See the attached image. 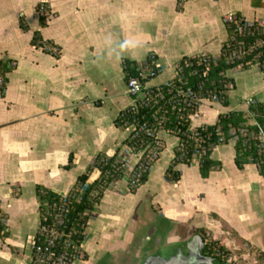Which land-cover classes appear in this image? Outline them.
Returning a JSON list of instances; mask_svg holds the SVG:
<instances>
[{
    "label": "crops",
    "instance_id": "0c3cea01",
    "mask_svg": "<svg viewBox=\"0 0 264 264\" xmlns=\"http://www.w3.org/2000/svg\"><path fill=\"white\" fill-rule=\"evenodd\" d=\"M41 4L48 12L43 27ZM227 13L263 20L264 0H185L182 6L177 0H0L6 82L0 96V264H30L40 224L37 186L64 195L99 155L126 157L130 167L138 162L125 144L133 127L116 125L132 103L124 63L138 67L153 56L160 72L148 86H160L174 78L183 58L220 55L229 36L222 21ZM36 33L57 55L31 44ZM129 38L137 46L121 51L120 42ZM242 71L225 73L234 83L229 106L203 101L191 117L192 130L244 110L246 98L264 102V88L231 94ZM158 137L163 149L141 186L131 189L123 178L103 191L87 221L80 264H137L157 249L154 244L195 234L228 250L249 246L264 257V178L257 166L238 168L234 148L215 147L210 158L221 167L207 178L195 164H178L179 179L168 181L178 138L164 130ZM98 176L92 169L88 182Z\"/></svg>",
    "mask_w": 264,
    "mask_h": 264
},
{
    "label": "trees",
    "instance_id": "16d2710c",
    "mask_svg": "<svg viewBox=\"0 0 264 264\" xmlns=\"http://www.w3.org/2000/svg\"><path fill=\"white\" fill-rule=\"evenodd\" d=\"M38 6L37 10L39 12ZM47 10V9H46ZM40 26L45 25V18L47 16L39 12ZM34 47L41 48L44 51L46 46H51L44 43L39 35L36 33L31 41ZM222 52L216 61L212 60L211 56H207L209 60L208 64L202 62V58H183L179 63V72L172 80L169 81V86H159L158 89L154 87L152 94L161 93L162 99L149 100V105L139 108L137 112H127L123 116L119 115L116 119V125L118 127H127V125L135 124V132L130 134L126 139L125 144L137 153L142 151V158L148 157L151 150L154 147V138L147 134V130H164L168 133H174L178 138V144L174 148V158L170 162L166 170V179L168 181L175 182L179 179V173L175 170L178 164L190 165L191 157L196 149V143L194 141V134L201 139V147L204 149V154L199 159L197 164L200 176L205 179L209 174L221 167V164L210 158L213 151V147L220 144L227 143L231 136L229 134L231 129H237L239 125L244 122L243 114L241 112H229L219 114L217 121L213 125H206L202 129L197 128L194 133L190 132V117L195 114L197 103L193 100L185 102V98H179L176 96V91L181 88L184 92L190 90L195 94L198 99L206 98L212 95H216L223 107H228L227 92L234 88V83L231 78L226 77L227 70L234 68L235 64H228L226 61L225 53ZM49 52V51H48ZM57 55L56 53H54ZM187 64V66H186ZM125 79L136 75L137 67L131 63H124ZM0 74L3 75L2 71ZM3 92L0 91V96ZM176 100H179L177 103ZM190 103V104H189ZM263 113L264 103H257L254 107H251ZM164 118L162 122L161 119ZM156 119V120H155ZM261 121V120H260ZM160 123V124H159ZM220 138H223V142H220ZM163 145L157 148L156 158L148 161V166L158 159ZM118 155L112 157H106L99 155L96 157L94 164L87 172L79 176L73 187V193L76 194L80 191L83 184L88 181L89 172L92 169L99 171L98 178L89 183L86 189L81 195V199L78 202L69 199L67 217L70 224L68 225L72 229L76 230V235L73 237L75 242H79L83 239L81 235L83 231V225L87 221V218L83 217L85 211H93L96 204L102 197L103 191L108 188L112 183L122 179L123 170L120 168L121 162H119ZM253 158V159H251ZM235 164L238 168H241L245 164H255V151L254 148L248 150L242 145V140L235 142ZM147 171L140 179L139 186H141L148 175ZM260 175L264 178V165L260 166ZM138 186V187H139ZM102 188L96 196H93L98 188ZM137 187V188H138ZM136 189V188H131ZM35 194L40 204V212L43 210V205L50 206L60 205L61 195H57L41 186H37ZM225 248L218 247V253H224Z\"/></svg>",
    "mask_w": 264,
    "mask_h": 264
},
{
    "label": "built area",
    "instance_id": "2783aa9c",
    "mask_svg": "<svg viewBox=\"0 0 264 264\" xmlns=\"http://www.w3.org/2000/svg\"><path fill=\"white\" fill-rule=\"evenodd\" d=\"M184 2L185 0H177L178 6H182ZM39 12L44 15L48 13L43 4L40 5ZM222 21L229 34L228 39L223 45V52L225 53L227 63L235 64L236 66L234 68L238 70L255 67L264 77V19L256 22H247L234 13H227L223 16ZM46 50L53 54L57 52V49L53 46H46ZM207 56L208 55H203L196 58H202V62L208 64L209 60L206 59ZM219 56L212 57V60L216 61ZM179 70L180 69L177 65L175 76H177ZM159 72L160 68L154 57L149 56L144 62L139 64L136 75L126 79L127 94L132 99V103L128 108L121 112V116L127 112H137L139 108L149 105V100L162 99L161 93L158 92L153 95L151 90L154 87L148 86V83L154 79ZM169 81L162 85L168 87L170 85ZM5 85L6 82L4 76L0 74V91L3 93L5 91ZM158 87L159 86H156L157 89ZM176 96L179 98H185V102H187L188 99L195 100L194 102L198 104L195 114L203 101L219 103L221 105L219 98L216 95L198 99L190 90L184 92L181 88H178ZM176 102L178 103L179 100H176ZM259 102L260 101L255 97H249L240 103L244 106V110L230 111L241 112L243 114L244 122H242L237 129L230 130L229 134L231 138L229 141L235 143L238 140H242V145L245 148L248 150L254 148L256 158L255 165L260 172V166L264 165V112L259 113L258 111L251 109V107H254ZM163 120L164 118H162L160 122ZM204 126L206 125L198 128L202 129ZM127 127H133L132 133L135 132L136 125L134 123L127 125ZM196 129L192 130L191 126L189 128L192 133H194ZM160 131V129L152 130V128L147 130V134L155 140L154 147L148 157L142 158V151L134 153L128 147L130 152L139 155L138 162L133 167H130L126 157L119 159V162H121L120 168L123 170L122 179L126 178L129 188H137L143 174L150 170L148 161L156 158L157 148L162 145V142L158 137ZM193 136L195 138L196 149L191 157V164L197 165L199 159L204 154V149L201 147V139L195 134ZM219 141L223 142V138H220ZM88 184V181L83 184L80 191L76 194L73 193L72 189L70 192L61 195L60 205H43V210L40 212V224L37 230L36 240L31 248L32 256L30 264H73V261L83 258L82 243L85 238L84 231L91 211H85L82 215L87 218V221L85 222V225H83V231L81 233L83 239L79 242H75L73 239L76 235V230L68 226L70 222L67 214L70 203L69 199L78 202ZM101 189V187L98 188V191H95L93 196H96ZM4 222L5 218L0 211V224H3ZM220 256L224 264L230 263V261H227L221 253Z\"/></svg>",
    "mask_w": 264,
    "mask_h": 264
},
{
    "label": "flooded vegetation",
    "instance_id": "af4514ba",
    "mask_svg": "<svg viewBox=\"0 0 264 264\" xmlns=\"http://www.w3.org/2000/svg\"><path fill=\"white\" fill-rule=\"evenodd\" d=\"M219 245V242L200 234L176 242H166L161 246L156 243L154 247L157 248V252L143 255L137 264H143L149 257L171 260L168 264H224L220 253L217 252L218 247H222ZM152 264L163 263L154 262Z\"/></svg>",
    "mask_w": 264,
    "mask_h": 264
},
{
    "label": "rangeland",
    "instance_id": "374dc122",
    "mask_svg": "<svg viewBox=\"0 0 264 264\" xmlns=\"http://www.w3.org/2000/svg\"><path fill=\"white\" fill-rule=\"evenodd\" d=\"M258 74L259 73L257 69H255V67H252L249 70H244L238 73L235 80L236 90L231 91V94L239 95V96H247L252 92H256L257 90L264 88V79H262L261 75ZM221 146L222 147L227 146L229 148H234L235 150V143L233 142L220 144L216 147H221ZM249 164H253V163H249ZM154 251L157 252V250ZM221 254L224 256V258L227 261H230L229 264H264V257L257 255L256 252H254V250L249 246H244V248L238 250L225 249L224 253ZM73 264H80V260L73 261Z\"/></svg>",
    "mask_w": 264,
    "mask_h": 264
},
{
    "label": "clouds",
    "instance_id": "9594fccd",
    "mask_svg": "<svg viewBox=\"0 0 264 264\" xmlns=\"http://www.w3.org/2000/svg\"><path fill=\"white\" fill-rule=\"evenodd\" d=\"M136 46H137L136 42L131 38L125 39L121 41L119 44V48L121 51H128L129 49L134 48Z\"/></svg>",
    "mask_w": 264,
    "mask_h": 264
},
{
    "label": "water",
    "instance_id": "95a60500",
    "mask_svg": "<svg viewBox=\"0 0 264 264\" xmlns=\"http://www.w3.org/2000/svg\"><path fill=\"white\" fill-rule=\"evenodd\" d=\"M171 260L166 261L160 257H149L145 260L143 264H152L154 262H162L163 264H168Z\"/></svg>",
    "mask_w": 264,
    "mask_h": 264
}]
</instances>
